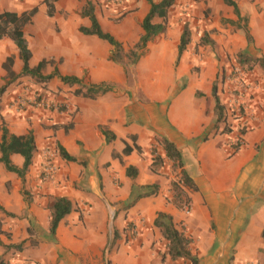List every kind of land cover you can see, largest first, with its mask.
<instances>
[{"label":"crops","instance_id":"obj_1","mask_svg":"<svg viewBox=\"0 0 264 264\" xmlns=\"http://www.w3.org/2000/svg\"><path fill=\"white\" fill-rule=\"evenodd\" d=\"M44 1L0 0V13L22 14L37 8L23 29L31 53L29 66L45 61V76L56 72L76 77L84 85L107 83L114 87L91 100L74 96L77 86L69 87L54 77L45 87L59 88L71 111L18 114L14 101L22 84L12 81L3 64L10 58L11 70L19 76L23 62L12 40H0V88L10 82L1 96L0 140L2 128L15 136L31 132L36 146L24 183L0 163V207L15 215L11 218L0 212L2 229L10 234V239L0 235V242L8 245L26 240L21 252H6L0 245L5 264H180L166 255V244L159 243L162 237L153 224L157 213L164 212L178 227L181 215L176 209L162 200L159 192L127 206L133 184L159 185L161 176L150 170L154 154L164 160L165 167L172 164L159 143L163 139L180 152L181 170L197 187L196 192H190L191 214L185 223L198 264H264V111L261 120L249 124L242 134L244 145L235 150L230 140L238 135L240 122L230 116L217 122L212 96L220 72L229 66L227 54L264 59V0H234L240 22L223 0H176L165 18H154V24L164 27L159 33L162 39L154 53L146 54L150 40L133 68V78L144 83L148 102L141 104H134L124 68L110 59L113 47L96 36L83 35L80 28L91 26L82 16L84 5L90 3L102 30L127 52L143 35L141 26L150 4L146 0H126L120 5L108 0H57L49 16ZM188 21L192 41L200 43L199 52L195 54L194 43H190L176 63L182 26ZM234 27L237 31L231 35ZM205 34L207 43L202 42ZM191 62L200 65L199 73H192ZM103 130L115 139L105 142ZM125 144L132 148L129 154L123 153ZM53 146L63 148L76 162L58 155L54 179L43 182L42 158ZM11 161L17 167L23 165L19 155H12ZM128 166L138 170L135 180L126 177ZM23 189L31 195L29 202L23 198ZM52 196L66 197L73 204V211L59 223L54 240L48 234ZM25 212L28 217L21 219ZM138 214L146 217L144 227ZM131 221L138 226V235L124 243L120 237ZM30 225L38 235L35 245L29 243L26 230ZM113 228L120 237L112 245ZM108 246L113 248L109 253Z\"/></svg>","mask_w":264,"mask_h":264},{"label":"trees","instance_id":"obj_2","mask_svg":"<svg viewBox=\"0 0 264 264\" xmlns=\"http://www.w3.org/2000/svg\"><path fill=\"white\" fill-rule=\"evenodd\" d=\"M57 0H45V4L47 5V13L48 15L53 14L54 6L53 4ZM150 4V11L147 16L144 18L142 23V31L143 35L139 38L138 42L127 52L124 51L121 43H119L113 36L109 33H106L102 30L99 22L97 21L94 13L92 4L86 3L82 10V16L87 17L91 26L89 28H80V32L83 35H92L97 38L106 41L110 46L113 47V52L111 55V60L115 63H118L124 68V72L126 75L127 83L129 84L135 75L133 68L136 66L137 62L144 55V51L147 43L156 37L159 33H161L164 29L163 25L154 24V18H165L168 10L173 7L176 3V0H161L159 4H155L152 0H146ZM223 3L231 8H233L234 14L238 18V22L242 21L240 17V12L238 6L234 0H223ZM37 12V8H34L28 12H24L22 14H17L14 12H3L0 13V40L2 38H9L13 41L15 46L19 51V56L21 61L23 62L22 72L19 76H15L11 70L12 61L10 58L6 60L3 64V67L7 71L9 77L13 79L12 81H21L22 78L29 77V79L34 80L35 84L46 85L51 79L57 77L63 84L72 87L77 86V88L73 91V95L76 97L86 98L94 100L99 96L104 95L105 93L112 90L114 86L107 83H99V84H89L84 85L81 83V80L73 77V76H60L58 74L53 73L50 75H43L42 70L44 69L46 62L41 61L39 64L31 68L29 66V61L31 58V53L28 48L27 42L24 38L23 29L24 27L31 22L32 17ZM234 26L241 28L239 23H235L233 21H229ZM247 43H252V37L249 34L248 29L245 27L244 29ZM206 34L202 38V42L207 43ZM191 42V32L188 25L185 23L183 25L182 34L179 40V44L177 47V60L178 63L180 56L186 50L187 46ZM237 63L239 65H247L252 62V64L258 65L262 72L264 73V59L263 58H251L247 54L239 55L237 57ZM18 79V80H15ZM21 79V80H20ZM10 83V82H8ZM7 83V84H8ZM7 84L0 88V102L1 96L5 93ZM20 84V83H19ZM212 96L215 101V116L217 122H225L227 120V114L225 111L224 105L221 103V100L217 94V83H214ZM228 126H225V130L230 131ZM246 131L244 129L240 130L241 134H244ZM105 142H110L115 139V136L111 134L107 130L102 131ZM164 151L165 155L170 162H172L173 170H179V180L178 182H174L172 184V193L171 197L168 199L169 202L177 208L182 209H190L191 207V198L189 196V192H196L197 187L192 181V179L187 175L184 170H181L182 162L180 152L175 148V146L163 139L159 142ZM238 149V147L233 148ZM57 151L59 155L63 159L69 162H76V159L70 156L63 148L57 147ZM132 151V148L125 144V148L123 150L124 154H129ZM36 153L35 140L31 132L26 135L15 136L10 135L6 128H2V136L0 140V163L4 166L7 172H11L19 179H21L22 183L25 181V176L29 167L33 163V159ZM12 155H19L23 159L22 167H17L11 161ZM164 160L159 156L154 154L150 170L158 175L164 170ZM126 177L130 180H135L138 176V170L134 166H128L125 171ZM159 185L156 183L147 184V185H136L133 184L131 187V191L129 194V201L127 206H133L139 199L147 198V197H155L158 195ZM168 202V201H167ZM49 205V226H48V234L51 239L54 240L57 227L59 223L68 216L73 211L72 202L63 196H52L50 198ZM0 212L4 213L8 217L14 218L15 215L11 213H7L2 207H0ZM154 227L159 232L162 239L166 242V255L170 257L171 260H184L189 262L190 264H198V259L196 255L191 252V239L185 233L183 229H178L176 224L173 221L171 215L158 212L157 216L154 220ZM27 234L29 235V239H31L34 235V228L30 225L27 228ZM114 239L112 245L115 243L119 236L116 231H114ZM0 235L6 236L10 239V234L2 229V223L0 221ZM262 237L264 239V230L262 231ZM26 240L21 241L19 244H8L3 245L0 242V245H3L7 251L13 250L17 252H21L23 250V245ZM35 242L30 245H35ZM0 264H5L4 260L0 257Z\"/></svg>","mask_w":264,"mask_h":264},{"label":"built area","instance_id":"obj_3","mask_svg":"<svg viewBox=\"0 0 264 264\" xmlns=\"http://www.w3.org/2000/svg\"><path fill=\"white\" fill-rule=\"evenodd\" d=\"M112 4H122L126 0H108ZM217 94L223 97L221 103L225 107L227 116L240 122L238 125V135L230 140L232 148H240L244 145L240 130H247L249 124L261 120L264 111V98H262V86L254 78L253 74L246 71L238 63L220 72L217 79ZM220 93V94H219ZM14 110L22 114L28 110H43L50 114L68 113L71 111L70 103L65 99L54 102L46 100L39 93L22 92L16 96ZM56 148H47L44 152V162L41 175L44 180L52 181L58 171L55 164ZM54 158V159H53ZM187 212L189 210H186Z\"/></svg>","mask_w":264,"mask_h":264},{"label":"rangeland","instance_id":"obj_4","mask_svg":"<svg viewBox=\"0 0 264 264\" xmlns=\"http://www.w3.org/2000/svg\"><path fill=\"white\" fill-rule=\"evenodd\" d=\"M251 3H253L255 0H249ZM173 8V7H172ZM173 10V9H172ZM187 25H188V27H189V21L186 23ZM183 27V26H182ZM196 29H198V28H196ZM235 31H237V28L236 27H234L233 29H232V31H231V35H234V33H235ZM191 32V31H190ZM192 33V32H191ZM193 34H191V42L190 43H194V46L195 47H193V52L195 53V54H197L199 51H198V48H197V46H199V44L197 45L196 44V41H192V38H193V36H192ZM161 39H162V35H157L156 37H154L149 43H148V45H147V48H146V54H147V52H152V53H154L156 50H155V48H156V46H157V43L159 42V41H161ZM196 44V45H195ZM201 53V52H200ZM202 55H203V53H201ZM228 56L226 57V60H225V63H228L229 64V66L226 68V69H228L230 66H232V65H234L235 63H237V57L239 56V55H241L240 53H237V54H235V53H232V55H230V54H227ZM242 55H244V54H242ZM250 57V56H249ZM251 58H256V57H251ZM257 58H259V57H257ZM220 61V60H219ZM192 63V62H191ZM239 64V63H238ZM192 65V69H191V71H192V73H199L200 72V70H201V67H200V65L199 64H197V65H194L193 63L191 64ZM241 66V65H240ZM242 68L243 69H245L246 71H249L250 73H252V74H254V78H256V80H257V82H259L260 84H261V86H262V89H263V92H262V98H264V73L262 72V70L260 69V67L258 66V65H255V64H252V62L250 63V64H247V65H243L242 66ZM173 69H174V67H173ZM135 78V77H134ZM133 78V80H134V82H133V80H131L130 81V83L128 84V86L131 88V93H132V95H133V99L135 100L134 101V104H141V103H145V102H148L147 101V98H146V96H145V93L143 92V90H142V88H143V86H144V83L143 82H138L137 80H135ZM15 83H20V84H22L21 85V90H24V91H27V92H34V93H39V94H41L42 96H44L45 97V99L46 100H48V101H50V100H53L54 102H58V101H61V100H63V95H61V94H63V92L59 89V88H49V87H45V85H42V84H35L34 83V80H32V79H27V80H21V81H17V82H15ZM218 83V82H217ZM182 85H183V82H182ZM17 86V85H16ZM59 98H61V99H59ZM223 98V97H222ZM221 99V98H220ZM169 103H170V98L169 99H167L166 101H165V107L166 108H168V105H169ZM69 114H71V113H69ZM232 118V117H231ZM227 126V125H226ZM228 128V127H227ZM53 148H55L54 146H53ZM54 155H55V159L54 160H56L57 158H58V155H59V152L57 151V149H56V152L54 153ZM43 162H44V156H43ZM41 165L43 166V163H41ZM173 166H172V164H170V166H168V168L167 167H165L164 166V170H162L161 171V173L160 174H158L159 176H161V181L159 182V187H160V189H159V194H160V197L162 198V200H164L168 205H171L173 208H175L176 209V211H177V213L178 214H180L181 215V221H180V223L178 224V229H183L184 231H185V233L189 236V231H188V229H187V227H186V223H185V220H186V218H188L189 216H190V214H191V207H190V209H182V208H177V207H175L174 205H172L170 202H169V198L171 197V193H172V184L174 183V182H178V180H179V170H177V171H175V170H173V168H172ZM189 172H191L190 170H189ZM41 177V179H43V177H42V175L40 176ZM43 182H50V181H47V180H44L43 179ZM120 184H117V187L118 188H120ZM158 194V195H159ZM23 198H24V200L26 201V202H29V200H30V197H31V195H30V193H29V191H27L26 189H23ZM189 195H190V192H189ZM168 201V202H167ZM186 210H189L188 212L186 211ZM28 217V213H23L22 215H21V219H24V218H27ZM138 219L140 220V222L142 223V225H143V227H144V225H146L147 224V221H146V217L145 216H143V215H141V214H138ZM39 230V229H38ZM112 232H114V228L112 229ZM137 235H138V226L137 225H135L132 221L130 222V223H128L127 224V226H126V228H125V230L123 231V233H122V237H120V239L121 240H123L124 241V243H131V241L134 239V238H136L137 237ZM37 237H38V235H37V231L34 229V235H33V237L31 238V239H29V243L31 244V243H33V242H35V240H37ZM21 242V241H20ZM20 242H17V243H15V244H19ZM37 242V241H36ZM165 241L164 240H162V239H160L159 240V243L160 244H162V246H163V243H164ZM112 244V243H111ZM165 244H166V242H165ZM110 245V244H109ZM113 248H112V246H108L107 247V253H109L110 252V250H112ZM190 249H191V247H190ZM162 254V253H161ZM232 253H231V260H232ZM179 262H180V264H186V262L187 261H183V260H179ZM189 263V262H188ZM35 264H38V263H35ZM104 264H107V262L106 263H104ZM190 264V263H189Z\"/></svg>","mask_w":264,"mask_h":264}]
</instances>
